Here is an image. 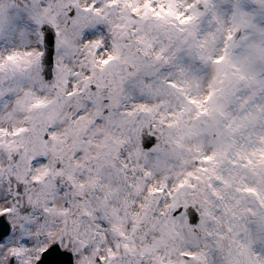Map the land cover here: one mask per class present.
Returning a JSON list of instances; mask_svg holds the SVG:
<instances>
[{
    "label": "snow or ice",
    "instance_id": "1",
    "mask_svg": "<svg viewBox=\"0 0 264 264\" xmlns=\"http://www.w3.org/2000/svg\"><path fill=\"white\" fill-rule=\"evenodd\" d=\"M0 264H264V0H0Z\"/></svg>",
    "mask_w": 264,
    "mask_h": 264
}]
</instances>
